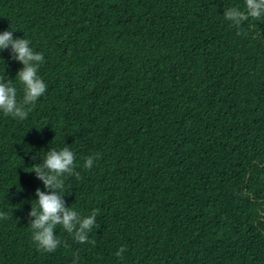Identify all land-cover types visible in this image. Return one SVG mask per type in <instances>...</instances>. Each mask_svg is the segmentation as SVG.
Masks as SVG:
<instances>
[{
    "label": "trees",
    "instance_id": "1",
    "mask_svg": "<svg viewBox=\"0 0 264 264\" xmlns=\"http://www.w3.org/2000/svg\"><path fill=\"white\" fill-rule=\"evenodd\" d=\"M230 7L245 0H0L47 85L23 121L0 112V264H264V16L235 27ZM22 67L0 50L18 102ZM65 146L66 206L99 227L57 226L48 253L30 171Z\"/></svg>",
    "mask_w": 264,
    "mask_h": 264
},
{
    "label": "clouds",
    "instance_id": "2",
    "mask_svg": "<svg viewBox=\"0 0 264 264\" xmlns=\"http://www.w3.org/2000/svg\"><path fill=\"white\" fill-rule=\"evenodd\" d=\"M246 11L236 7H230L224 12L227 20L233 26L239 27L242 22L251 17L260 19L264 16V0H245ZM11 48V58L19 61L23 67L17 72L16 77L24 86L22 101L17 100V90L11 80L0 78V112L5 116H11L23 121L28 116L27 106H34L35 102L46 92L47 85L38 76L39 67L44 63L42 53L34 52L30 47V41L25 38H14L12 31L0 33V50ZM99 159V154L86 158L83 167L91 169L94 160ZM76 158L70 147L65 146L57 151L52 149L46 152V156L39 164H34L32 171L43 182L44 189L35 190L37 206L31 207L28 213L29 224L32 229V238L38 250L48 253L54 252L62 243L55 235L57 226H61L79 243L88 242V234L92 228L99 227L96 224L97 210L91 215L81 217L71 207L66 206L64 196V176L76 175ZM7 216L0 213V219ZM94 243V241H93ZM125 251L121 247L115 255L121 257Z\"/></svg>",
    "mask_w": 264,
    "mask_h": 264
}]
</instances>
